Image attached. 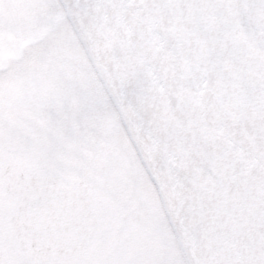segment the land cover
Returning <instances> with one entry per match:
<instances>
[{
  "label": "snow or ice",
  "instance_id": "obj_1",
  "mask_svg": "<svg viewBox=\"0 0 264 264\" xmlns=\"http://www.w3.org/2000/svg\"><path fill=\"white\" fill-rule=\"evenodd\" d=\"M0 264H264V0H0Z\"/></svg>",
  "mask_w": 264,
  "mask_h": 264
}]
</instances>
